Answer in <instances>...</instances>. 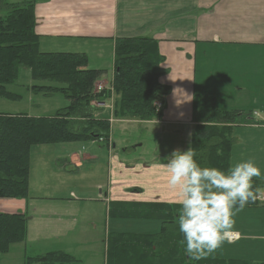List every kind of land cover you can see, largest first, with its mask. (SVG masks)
I'll return each mask as SVG.
<instances>
[{
  "label": "crops",
  "instance_id": "crops-1",
  "mask_svg": "<svg viewBox=\"0 0 264 264\" xmlns=\"http://www.w3.org/2000/svg\"><path fill=\"white\" fill-rule=\"evenodd\" d=\"M31 1L34 2V30L39 36V49L44 42H55L56 46L61 47L55 51L49 50L51 48L40 51L83 53L88 62L87 48L90 41L98 42V46H92V49H96L99 54L105 45L113 51L114 41L118 38L142 37L155 40L163 57L160 64L162 74L158 80L168 86L169 90L160 102L161 116L143 123L154 125L156 121L155 125L162 131L181 137L185 146L183 151L179 147L163 150L158 158L146 155L142 160L134 158L124 161L114 153L115 143L110 135L107 141L97 140L105 143L108 148L107 178L104 191V181L94 183L93 187L99 188L97 200L104 206L106 213L108 214L110 206L113 208L112 240L120 239L122 248L126 243V251L127 248L135 249L131 244L135 239L159 233L161 227L160 220L146 219L147 228H136V220L140 225L142 219L119 218L120 205L117 203H126L133 210L136 207L142 208L140 206L143 204L179 205L175 202L174 193L167 188V174L158 165L166 164L167 160L161 157L169 156L173 150L184 152L189 146L192 148L193 136L197 128L204 125V118L209 112L204 102L210 98L217 109L237 113L231 123L215 125L225 127L222 135L228 140L227 168L236 162L254 159L261 171V176L253 179L260 183V187L255 189V195L260 196L261 200L247 204L243 211L234 216L232 231L237 233L236 239L231 244L225 242L205 262L264 264V86L257 82L253 69L248 70L254 66L253 58L245 56L247 51L253 53L264 50V0ZM79 48L85 50H77ZM112 71L113 63L110 76L102 75L96 88L101 83L105 88L110 87ZM114 96L112 92L104 102L95 103L94 116L107 119L110 129L118 121L142 122L134 118H115L112 111ZM137 145L141 144L137 143L135 146ZM128 149L126 147L122 151ZM223 150L221 145H217L215 153L220 155ZM84 157L82 160L98 162L100 154L96 151ZM57 168L59 171L66 170L64 166ZM35 188L29 173L27 198L31 199L30 209L13 212L0 208L2 213L23 214L27 218L26 236L21 242L23 245L18 254V262L14 264H26L29 255L69 251L61 243L49 244L47 241L46 244L44 239L53 237L59 240L73 231V212L70 209L74 207L76 212V199L62 196L65 194H44L43 190H49L45 183L36 184ZM32 189L38 192L31 194ZM70 194L74 195L72 191ZM27 203V199L17 201L18 205ZM57 209L62 212L65 209L64 219L55 217L62 213ZM122 221L133 223L129 224V231L115 229ZM174 221L178 223V215ZM40 243H43V249L37 248ZM28 244L31 245L30 248ZM34 246L37 251H34ZM118 249L119 246L113 245L110 264H125ZM134 253L138 254L136 251H128V255L125 254L124 257L134 260Z\"/></svg>",
  "mask_w": 264,
  "mask_h": 264
},
{
  "label": "trees",
  "instance_id": "trees-1",
  "mask_svg": "<svg viewBox=\"0 0 264 264\" xmlns=\"http://www.w3.org/2000/svg\"><path fill=\"white\" fill-rule=\"evenodd\" d=\"M1 1V0H0ZM0 95L17 98L6 91V85L18 78L20 68H27L31 78L50 80L59 86H38L46 93L62 92L69 100L67 107L53 116H29L27 114L0 113V198L28 197L29 153L33 145L67 142L75 140L107 141L110 123L107 119L94 116V104L111 96L113 92V116L151 120L159 118L161 111L155 103L162 101L169 87L159 82L162 74L160 64L163 57L157 42L150 38L125 37L114 41L113 71L110 87L98 90L96 83L104 71L87 68V57L83 53L43 52L39 49V36L35 33L36 18L34 2L18 4L0 2ZM35 87L37 90V86ZM209 112L200 125L192 142L197 164L204 168L226 170L228 165V140L223 138L225 127L217 123H231L236 112L217 109L212 100L204 102ZM217 145L224 148L220 155L215 153ZM253 191L260 183L253 181ZM120 205L119 218L156 219L161 221L160 232L132 242L135 249L122 248L119 240L112 245L119 246L122 262L125 264H206L205 260L193 261L185 254L183 236L174 218L180 205L140 206L135 210L126 203ZM250 204V203H249ZM132 210V211H130ZM113 208H108L112 216ZM27 218L23 214L0 212V254L8 252L10 246L24 241ZM113 247V246H112ZM138 249L139 251H137ZM128 251H136L134 260ZM112 253V251H111ZM69 256L61 252H49L38 258H27L26 264H74ZM38 260V261H36Z\"/></svg>",
  "mask_w": 264,
  "mask_h": 264
},
{
  "label": "rangeland",
  "instance_id": "rangeland-1",
  "mask_svg": "<svg viewBox=\"0 0 264 264\" xmlns=\"http://www.w3.org/2000/svg\"><path fill=\"white\" fill-rule=\"evenodd\" d=\"M24 1L28 0H1L0 2L5 4H18ZM5 13L6 10L2 7V9H0V15ZM97 43V41L88 42L90 45L87 48L88 62L86 66L90 69L99 68L104 71V76H110L113 63V51L110 47L105 45L98 54L96 49H92V46H98ZM47 48H51L49 50L55 51L61 47L56 46L55 42H44L40 45V50H47ZM77 50H85V48H79ZM245 56L246 58H253L254 66L253 68H248V70L251 71L253 69V72L257 75V82L264 86V50H256L253 53L247 51ZM103 85L102 83L98 84V90L105 87ZM32 86H37V90ZM38 86H59V84L50 80H33L30 76L29 69L20 68L18 78L13 83L6 85V91L14 93L18 95V97L9 98L0 95V113L27 114L34 117L53 116L59 110L68 106L69 100L62 92L56 90L52 93H46L41 88H38ZM105 100L97 103H102ZM140 121L142 122L122 123L118 121L111 126L110 136L115 143L113 150L114 153L120 156V159L124 161L134 158L142 160L146 155H151V158H158L159 153L163 150H169V148L173 149L174 147H179L180 150L183 151L182 148L185 145L181 137H176L169 131H162V129L158 128L156 125L143 123V121L145 122L148 120ZM137 143L141 145L135 146ZM126 147L129 149L127 151H122ZM96 151L97 154H100L98 162L82 160V158L85 159L84 156L86 154ZM29 154V173L34 188L36 184L45 183L49 186V190H43L42 192L44 194H65L62 196H66L68 199H76V212L74 211V207L70 209L73 212V231L70 232L67 237L60 238L59 240L53 237H51V239H44L46 244L47 241H49V244L61 243L69 251L50 252L65 253L70 257V262L74 264L82 262L87 264H90L89 262H93L91 264H98V262L101 263V261L105 262V264H110L113 246L111 244V231L114 230V221L111 220V216L106 213L104 206H101L99 200H97L99 197V188L93 187L94 183L104 181L102 190H105L107 178L106 163L108 159V148L106 144L92 139L40 144L33 145L30 148ZM60 166H64L66 170L59 171L57 167ZM70 191H72L74 195L70 194ZM137 191L141 192V189L137 188ZM36 192L38 191L32 189L31 194ZM20 199H27L28 203L18 205L17 201H20ZM30 200L31 199L27 197L0 198V208L13 210V212H19V209L29 210ZM60 200L67 201L65 199ZM57 210L60 211L59 209ZM64 210L65 209H63V212L61 210L60 212L62 213H59L55 217L64 219L65 216L63 214L66 212ZM138 219L141 221L142 218ZM145 221L147 220L142 219L139 225L138 220H136L138 223L135 222V227L147 228L145 225L148 223ZM129 224L122 221L115 229L122 232L129 231L131 228ZM42 244L43 243L37 244V248L43 249L44 245ZM22 245L21 242L12 244L9 248L10 251L8 250L9 252H6L7 254H0V264L17 263L18 254ZM30 247L31 245L28 244V248ZM34 251H37L36 246H34ZM47 253L49 252L42 253L38 256ZM29 256V258H38L37 255Z\"/></svg>",
  "mask_w": 264,
  "mask_h": 264
},
{
  "label": "clouds",
  "instance_id": "clouds-1",
  "mask_svg": "<svg viewBox=\"0 0 264 264\" xmlns=\"http://www.w3.org/2000/svg\"><path fill=\"white\" fill-rule=\"evenodd\" d=\"M195 156L190 146L184 152L173 150L164 157L167 163L158 167L167 174V188L180 205L177 222L185 254L199 261L225 242H234V216L256 201L252 182L261 176V171L251 158L222 171L200 167Z\"/></svg>",
  "mask_w": 264,
  "mask_h": 264
},
{
  "label": "built area",
  "instance_id": "built-area-1",
  "mask_svg": "<svg viewBox=\"0 0 264 264\" xmlns=\"http://www.w3.org/2000/svg\"><path fill=\"white\" fill-rule=\"evenodd\" d=\"M156 107L159 108L160 104L159 103H155ZM259 198V197H257ZM235 238V237H234Z\"/></svg>",
  "mask_w": 264,
  "mask_h": 264
}]
</instances>
